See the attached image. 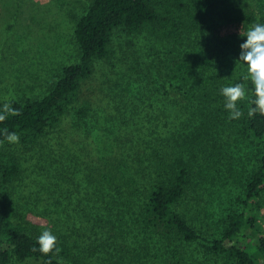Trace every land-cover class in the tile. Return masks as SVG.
<instances>
[{"label":"trees","instance_id":"obj_1","mask_svg":"<svg viewBox=\"0 0 264 264\" xmlns=\"http://www.w3.org/2000/svg\"><path fill=\"white\" fill-rule=\"evenodd\" d=\"M238 2L231 7L226 2L222 8L220 0H91L75 25L78 61L63 66L50 90L39 97L0 98V111L5 103H9L20 112L17 116L9 115L0 123V130L7 128L19 135V143L4 141L0 149L8 147L13 153L14 150L34 153L48 145L46 138L67 123V132L79 134L86 143L88 140L92 143L88 162L97 164L98 168L89 171L87 177L77 176L75 183L81 189L84 187L83 191L89 196H103L101 202L91 200V203H102V207L107 205L105 209L110 210L112 202L106 203L105 192L108 197H115V194L124 196L125 191L129 199L117 205L119 211L137 220L135 227L139 233L152 235L151 240L157 236L162 243L166 241L167 248L174 249L175 257L177 249L184 245L224 264H264V225L258 213L264 197V116L249 117L248 102L242 101L239 107L244 116L229 120L224 98L220 95L222 87L241 82L246 72L243 64H236L241 52L239 46L246 42V37L240 36L239 31L244 32L255 23H264V0L253 6L242 0ZM217 28L219 32L225 30L227 35L222 48L200 50L195 41H191H199L205 36L217 37L214 33ZM124 35L131 44L148 38L168 48L172 45L173 51L187 48L189 55L179 57L171 64L163 92L156 97L161 99L160 106L167 121L184 122L185 110L192 114H210L211 117L202 118L206 120L202 127L207 122L212 123L211 131L217 135L234 133L238 129L243 140L250 141L255 148L254 159L240 179L234 184L229 183L230 179L221 183L224 192L217 191L220 201L209 218L210 224L199 227L184 210V202L199 185L195 184V175H200L201 169L190 156L187 157L186 150L176 148L167 152L173 140L180 136L178 132H164L165 136L157 135L158 138L149 133L142 134L143 122L135 120L140 121L145 110L139 114V107H133L130 114L127 107L128 121L125 125L120 124L119 131L121 134L122 129L126 134L141 137L142 155L129 156L119 134L114 138L111 135V140L106 142L96 135L101 129L100 122L93 117V104L82 88L93 77L96 62L108 60L115 39ZM199 51H203V55ZM202 78L211 85L202 84ZM149 91L157 94L153 88ZM174 93L180 97L168 104L166 97ZM154 98L145 96L140 105L150 103L153 106ZM175 110L179 112L178 117L171 115ZM121 116L124 118L122 113ZM106 134L112 133L105 131ZM3 139L0 135V140ZM14 154L0 151V264H46L49 259L51 264L58 261L67 264L74 258L66 241L57 238V246L61 249L59 255L44 256L38 251L33 252L32 249L38 247L40 234L17 222L9 187L21 180L24 169L22 161ZM125 174L130 176L127 182ZM126 183L132 193L128 192ZM66 220L67 216L56 219L64 223L68 231L72 227L79 233V227ZM81 223H87L86 230L90 232L94 228L93 222Z\"/></svg>","mask_w":264,"mask_h":264},{"label":"rangeland","instance_id":"obj_2","mask_svg":"<svg viewBox=\"0 0 264 264\" xmlns=\"http://www.w3.org/2000/svg\"><path fill=\"white\" fill-rule=\"evenodd\" d=\"M90 1L0 0V98L24 100L39 97L50 90L63 66L78 61L75 25ZM220 1L222 8L226 2L228 7L239 4L238 0ZM243 2L253 6L259 0ZM217 29L214 32L217 37L205 36L200 37V42L197 39L191 41H195L200 50H215L227 40L225 30L219 32ZM129 40L125 35L115 39L110 58L96 62L93 77L82 88L93 104V117L100 122L101 129L96 135L106 142L111 140V135L114 138L119 134L128 155H142L141 137L126 134L122 129L121 134L119 131L120 124H127V107L130 114L133 107H139V114L145 110L140 121L135 120L143 122L142 134L149 133L158 138L165 136L164 132H178L180 136L173 140L167 152L176 148L186 150L187 157L190 156L201 169L200 175H195V184L199 185L184 202L188 218L201 227L209 222L219 204V192H224L221 183L230 179L229 183L234 184L240 179L254 159L255 148L250 141L243 140L238 129L234 133L217 135L211 131L212 123L207 122L202 127L206 121L202 119L206 116L202 112L192 114L185 110L184 122L167 121L160 106L161 99L156 97L163 92L164 79L171 64L177 58L189 55L187 48L173 51L172 45L168 48L156 40H135L133 44ZM202 79V84L211 85L207 79ZM151 88L157 94L153 95V91H149ZM175 94L166 97L168 104L180 97ZM145 96H154L155 105H140ZM171 115L178 117L179 112L175 110ZM66 124L46 138L48 145L40 150L34 153L14 150L24 169L21 180L9 187L19 224L39 234L50 229L58 239L66 241L74 258L67 264H224L184 245L177 249L175 257L174 249H168L166 241L162 243L157 236L151 240L152 235L139 233L135 227L137 220L125 216L117 207L129 199L125 191L124 196L115 194V197H108L105 192L106 203L112 202L110 210L105 209L107 205L102 207V203H91V200L101 202L103 196H89L83 191L84 187L81 189L75 183L77 176L87 177L89 171L98 168L97 164L88 162L92 143L90 140L86 143L79 134L67 132ZM105 131L112 134L104 135ZM0 151L14 154L8 147ZM125 175L127 182L130 176ZM127 190L132 193L128 185ZM258 213L264 225V197ZM66 216L68 223L79 227V233L72 227L69 232L64 223L56 221ZM87 221L94 223L91 232L86 230L87 223H81Z\"/></svg>","mask_w":264,"mask_h":264},{"label":"clouds","instance_id":"obj_3","mask_svg":"<svg viewBox=\"0 0 264 264\" xmlns=\"http://www.w3.org/2000/svg\"><path fill=\"white\" fill-rule=\"evenodd\" d=\"M240 36L246 37V42L239 46L241 52L236 64H243L246 72L241 82L220 89L229 120H238L244 116L243 110L239 107L242 101L248 102L247 115L249 117L257 114L264 116V23L252 24L246 31H240ZM249 84L252 85L251 88ZM9 115L17 116L20 112L11 104L5 103L0 111V123L4 122ZM0 135L4 138L0 140V146L4 141L9 144L19 143V135L14 131L10 132L7 128L0 130ZM57 243V237L50 229H46L37 237L38 247H34L32 251H38L44 256H51L53 253L59 255L61 249ZM46 264H51V260L46 261ZM57 264L61 262L58 261Z\"/></svg>","mask_w":264,"mask_h":264}]
</instances>
